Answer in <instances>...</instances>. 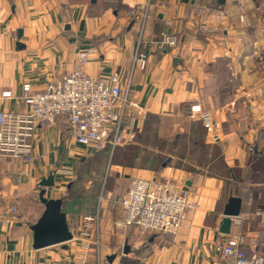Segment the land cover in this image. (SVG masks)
I'll return each instance as SVG.
<instances>
[{
    "label": "crops",
    "instance_id": "1",
    "mask_svg": "<svg viewBox=\"0 0 264 264\" xmlns=\"http://www.w3.org/2000/svg\"><path fill=\"white\" fill-rule=\"evenodd\" d=\"M161 1L166 9L142 23L128 15L130 0H0V111L22 112V86L42 91L85 48L96 50L87 75L118 74L136 105L112 151L76 144L59 120L36 127L30 164L0 157V217L18 210L0 224V264H79L73 241L32 249L40 183L50 175L45 197L63 199L73 236L84 215H98L100 259L90 254L87 264H227L213 245L231 197L241 209L230 232L264 235V0ZM207 11L224 15L207 20ZM167 30L176 48L146 47ZM137 49L146 55L142 70L133 67ZM202 113L213 119L210 132ZM131 179L176 184L197 209L176 235L119 228Z\"/></svg>",
    "mask_w": 264,
    "mask_h": 264
},
{
    "label": "built area",
    "instance_id": "2",
    "mask_svg": "<svg viewBox=\"0 0 264 264\" xmlns=\"http://www.w3.org/2000/svg\"><path fill=\"white\" fill-rule=\"evenodd\" d=\"M130 1L128 15L136 22L143 23L151 15L156 16L159 10L166 9V3L161 0ZM223 15V12L207 11V20L208 17L219 19ZM165 26L168 28L169 22ZM145 45L148 49L164 52L176 48L178 38L167 30L159 39L149 40ZM95 51L93 48L79 50L72 68L48 83L42 91H32L29 84L22 86L18 99L23 111H0V157L19 167L30 164L36 127H52L59 120L66 123L76 144L95 152L112 151L124 143L123 125L136 105L130 99L128 83L122 85L118 74L111 73L97 79L87 75L85 66ZM145 59V53L137 49L133 67L142 70ZM3 96L14 97L10 92L3 93ZM199 118L204 128L212 131L211 115L202 113ZM24 174L25 170L19 168L18 175ZM118 205L122 218L116 223L117 227L138 228L161 235H176L186 221L187 213L197 209V204L190 202L176 184L156 179H131ZM17 213L15 206L9 207L6 215L0 217V224L6 225L7 217L16 218ZM231 221L234 226L239 222L238 217ZM215 232L218 237L213 253L226 259L227 264H264V237L261 233L238 231L224 235L218 228ZM71 241L80 251L79 264H87L90 254H94L98 262V215H84L80 230Z\"/></svg>",
    "mask_w": 264,
    "mask_h": 264
},
{
    "label": "water",
    "instance_id": "3",
    "mask_svg": "<svg viewBox=\"0 0 264 264\" xmlns=\"http://www.w3.org/2000/svg\"><path fill=\"white\" fill-rule=\"evenodd\" d=\"M177 62H179L178 59H174V63ZM53 186L52 175L40 183L42 189L39 191L38 197L40 203L43 205V211L36 223L30 228L32 233V249L35 251L67 243L73 238L67 225L66 214L62 210L63 199H48L45 197L46 190H51ZM240 205V199L234 197L228 199L222 213L223 217L219 229L221 234L228 235L230 233L231 219L239 216ZM124 248V254H126L128 248ZM114 257H108L107 260L110 261Z\"/></svg>",
    "mask_w": 264,
    "mask_h": 264
},
{
    "label": "trees",
    "instance_id": "4",
    "mask_svg": "<svg viewBox=\"0 0 264 264\" xmlns=\"http://www.w3.org/2000/svg\"><path fill=\"white\" fill-rule=\"evenodd\" d=\"M261 235L264 237V235L261 233Z\"/></svg>",
    "mask_w": 264,
    "mask_h": 264
},
{
    "label": "rangeland",
    "instance_id": "5",
    "mask_svg": "<svg viewBox=\"0 0 264 264\" xmlns=\"http://www.w3.org/2000/svg\"><path fill=\"white\" fill-rule=\"evenodd\" d=\"M76 183H78V182L76 181Z\"/></svg>",
    "mask_w": 264,
    "mask_h": 264
}]
</instances>
